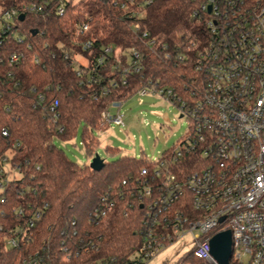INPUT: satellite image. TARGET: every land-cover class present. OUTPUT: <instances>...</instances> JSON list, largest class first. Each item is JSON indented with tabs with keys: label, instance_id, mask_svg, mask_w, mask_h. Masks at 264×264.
I'll use <instances>...</instances> for the list:
<instances>
[{
	"label": "built area",
	"instance_id": "1",
	"mask_svg": "<svg viewBox=\"0 0 264 264\" xmlns=\"http://www.w3.org/2000/svg\"><path fill=\"white\" fill-rule=\"evenodd\" d=\"M54 1L20 0L18 4L0 5V44L8 37L24 42L27 33L19 26L23 21L19 19L21 14L24 19L27 13L65 14L69 0ZM188 1L194 3L193 15L204 21L208 31L203 46L192 43L196 47V84L182 95L172 86L160 85L148 78L136 95L152 93L176 105L180 117L190 119L189 130L180 144L150 160L151 166L143 167L130 181L125 179L119 184V193L133 199L129 207L137 202L143 209L142 245L121 264H145L188 233L194 241L188 254L209 264H222L211 253L210 241L225 230L232 233V256L228 264H264V0ZM112 2L125 11L143 46L153 55L179 62L189 57L184 52L172 54L166 44H161L163 52H160L157 37L140 31L138 19L143 15L140 11L143 0ZM135 4L137 7L131 8ZM91 21L92 16L87 14L74 21L71 47L75 48L70 47L74 54L68 48L63 50L64 58L81 77V82L100 83L97 68L113 52L118 62L125 59L123 83L128 74L141 73L144 54L135 47L121 50L104 46L93 56L95 66L89 65V55L85 52L91 51L95 44V39L87 35ZM59 46L63 47V43ZM20 57L17 52L11 53L9 63L17 62ZM32 61L39 64L41 57L35 54ZM124 103V100H113L109 109L100 113L99 127L94 130L96 135L113 123L124 124V114L119 111ZM51 111H55V105ZM57 116L55 113L54 117ZM2 134L8 135L7 130ZM14 153V147H8L0 154L2 193L10 182L22 176L18 165L11 162ZM187 155L195 156L189 166L183 165ZM4 200L2 195L0 201ZM115 206V198L104 195L89 211L86 221L97 225L104 222ZM18 213L24 214V210L20 208ZM41 216V211H36L27 224L17 226L7 237V245L19 247L33 242L31 228ZM79 242L76 252L61 243L63 261H69L73 252L77 254L93 247L83 239ZM53 262L46 239L20 260V264ZM97 264L115 262L101 259Z\"/></svg>",
	"mask_w": 264,
	"mask_h": 264
},
{
	"label": "trees",
	"instance_id": "2",
	"mask_svg": "<svg viewBox=\"0 0 264 264\" xmlns=\"http://www.w3.org/2000/svg\"><path fill=\"white\" fill-rule=\"evenodd\" d=\"M19 1L0 0V5L6 7ZM66 7L63 15L27 13L19 23L27 33L24 42L8 37L0 44V154L14 147L11 162L22 172L21 178L0 192V199L5 195V200L0 201V264H20L21 257L38 247L43 239L50 246L53 264H97L101 259L121 264L140 248L143 209L137 202L129 207L133 199L119 193V184L139 175L143 167H150V160L122 154L118 148L106 145L113 159H104V166L97 171L89 164L72 161L55 140L70 141L82 128V144L87 156L93 157L100 145L94 133L99 127L100 113L109 109L113 100L126 102L136 96L148 78L186 94L196 84V47L192 43L201 47L208 38L204 21L194 17L195 5L188 0H143L140 6L143 15L138 19L140 31L157 37L160 52H163L161 44H166L172 54H188L183 62L165 61L149 52L131 27V20L126 19L125 11L112 0H69ZM136 7L137 4L131 6ZM86 14L92 16L87 35L95 39L92 50L85 52L89 65L95 66L93 56L104 46L121 50L135 47L144 54L141 73L128 74L123 83L125 59L118 62L113 52L97 68L100 83L81 82L64 58L63 50L75 48L71 47L75 37L73 24ZM13 52L21 57L10 64ZM35 54L41 57L39 64L32 61ZM53 105L55 111H51ZM3 130L8 135H3ZM194 157L185 156L183 165H191ZM104 195L115 198V208L104 222L88 223L87 214ZM20 208L24 214L18 213ZM39 210L42 216L31 228L33 242L9 247L6 239L11 232L27 224ZM82 239L93 247L76 254ZM62 242L75 251L69 261L62 260Z\"/></svg>",
	"mask_w": 264,
	"mask_h": 264
},
{
	"label": "rangeland",
	"instance_id": "3",
	"mask_svg": "<svg viewBox=\"0 0 264 264\" xmlns=\"http://www.w3.org/2000/svg\"><path fill=\"white\" fill-rule=\"evenodd\" d=\"M116 111L117 109H113V112ZM119 111L124 114V124L113 123L97 135L100 145L95 152L105 160L113 159L107 153L106 145L118 148L125 155L137 158L144 156L148 160H155L180 144L189 130L190 119L180 117V109L176 105L152 93L132 97ZM55 144L72 161L80 165L91 162L92 157L87 156L82 144V128L72 140L56 139ZM193 245V237L188 233L167 245L145 264H209L193 254H188ZM186 257L189 258L183 260Z\"/></svg>",
	"mask_w": 264,
	"mask_h": 264
},
{
	"label": "water",
	"instance_id": "4",
	"mask_svg": "<svg viewBox=\"0 0 264 264\" xmlns=\"http://www.w3.org/2000/svg\"><path fill=\"white\" fill-rule=\"evenodd\" d=\"M19 19H24V14L19 16ZM37 32V31H35ZM90 167L94 170H100L104 166V159L96 153L89 163ZM223 219V218H222ZM221 219V220H222ZM211 253L222 264H228L232 256V233L230 230H225L214 235L210 241Z\"/></svg>",
	"mask_w": 264,
	"mask_h": 264
}]
</instances>
